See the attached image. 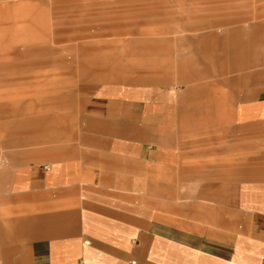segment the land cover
I'll use <instances>...</instances> for the list:
<instances>
[{
    "label": "crops",
    "instance_id": "obj_1",
    "mask_svg": "<svg viewBox=\"0 0 264 264\" xmlns=\"http://www.w3.org/2000/svg\"><path fill=\"white\" fill-rule=\"evenodd\" d=\"M232 34L207 66L235 73ZM145 79L160 84L85 98L65 143L45 146L43 121L6 134L19 149L0 155V264H264V70L185 91Z\"/></svg>",
    "mask_w": 264,
    "mask_h": 264
},
{
    "label": "rangeland",
    "instance_id": "obj_2",
    "mask_svg": "<svg viewBox=\"0 0 264 264\" xmlns=\"http://www.w3.org/2000/svg\"><path fill=\"white\" fill-rule=\"evenodd\" d=\"M212 18L227 24L191 30ZM229 33L246 47L232 74L225 61L207 66L226 58ZM203 37L215 39L199 45ZM259 69L264 0H0V155L19 149L4 146L6 134L18 140L22 129L42 121L45 146L67 142L85 98L160 84L145 79L150 73L166 76V90L185 91L214 76L238 82ZM200 70L203 77H197ZM259 131L252 133L253 172L264 167Z\"/></svg>",
    "mask_w": 264,
    "mask_h": 264
}]
</instances>
